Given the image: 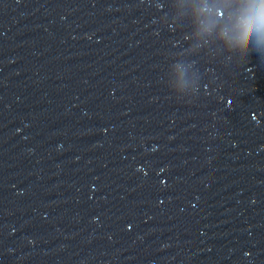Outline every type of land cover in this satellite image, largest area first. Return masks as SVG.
Here are the masks:
<instances>
[{"label": "water", "instance_id": "1", "mask_svg": "<svg viewBox=\"0 0 264 264\" xmlns=\"http://www.w3.org/2000/svg\"><path fill=\"white\" fill-rule=\"evenodd\" d=\"M179 2L0 0V264H264V53Z\"/></svg>", "mask_w": 264, "mask_h": 264}, {"label": "clouds", "instance_id": "2", "mask_svg": "<svg viewBox=\"0 0 264 264\" xmlns=\"http://www.w3.org/2000/svg\"><path fill=\"white\" fill-rule=\"evenodd\" d=\"M179 7L190 9L197 40L215 34L229 51L240 53L245 63L252 52L264 53V0H220L218 4L213 0H180ZM174 67L183 82L184 66L176 63Z\"/></svg>", "mask_w": 264, "mask_h": 264}]
</instances>
